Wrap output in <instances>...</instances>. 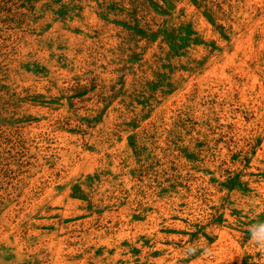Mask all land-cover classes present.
<instances>
[{
    "label": "rangeland",
    "instance_id": "374dc122",
    "mask_svg": "<svg viewBox=\"0 0 264 264\" xmlns=\"http://www.w3.org/2000/svg\"><path fill=\"white\" fill-rule=\"evenodd\" d=\"M259 222L264 0H0V264H264Z\"/></svg>",
    "mask_w": 264,
    "mask_h": 264
},
{
    "label": "clouds",
    "instance_id": "9594fccd",
    "mask_svg": "<svg viewBox=\"0 0 264 264\" xmlns=\"http://www.w3.org/2000/svg\"><path fill=\"white\" fill-rule=\"evenodd\" d=\"M248 231L250 233V239L257 245L259 249L264 251V222L250 225ZM197 251L198 248L193 245H188L184 249V254L186 256H194L196 255ZM202 254L211 255V252L209 249H204ZM262 262H264V258H262Z\"/></svg>",
    "mask_w": 264,
    "mask_h": 264
}]
</instances>
